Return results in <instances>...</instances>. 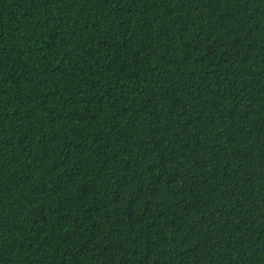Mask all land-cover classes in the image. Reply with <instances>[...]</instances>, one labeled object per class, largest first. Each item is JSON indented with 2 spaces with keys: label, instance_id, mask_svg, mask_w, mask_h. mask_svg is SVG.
Here are the masks:
<instances>
[{
  "label": "trees",
  "instance_id": "1",
  "mask_svg": "<svg viewBox=\"0 0 264 264\" xmlns=\"http://www.w3.org/2000/svg\"><path fill=\"white\" fill-rule=\"evenodd\" d=\"M0 264H264V0H0Z\"/></svg>",
  "mask_w": 264,
  "mask_h": 264
}]
</instances>
